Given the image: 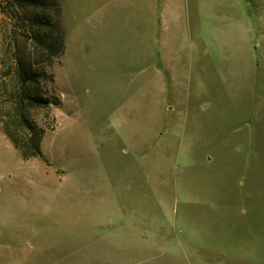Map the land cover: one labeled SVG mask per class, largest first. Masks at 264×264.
Segmentation results:
<instances>
[{
    "label": "rangeland",
    "instance_id": "374dc122",
    "mask_svg": "<svg viewBox=\"0 0 264 264\" xmlns=\"http://www.w3.org/2000/svg\"><path fill=\"white\" fill-rule=\"evenodd\" d=\"M11 1L0 0V52L42 61L57 82L41 85L60 104L30 110L44 129L43 157L23 159L0 130V264H264V0H187L189 28L204 38L202 68L187 85L156 89L165 100L155 132L147 118L134 131L107 125L134 92L130 70L73 69L66 57L53 68L59 54L29 38L44 12L8 17ZM58 2L64 33L53 36L74 48L78 21L70 0ZM99 40L101 51L112 46ZM163 104L175 109L162 113ZM213 130L214 145L204 141ZM213 168L229 173L217 182L229 193L197 196L196 173Z\"/></svg>",
    "mask_w": 264,
    "mask_h": 264
},
{
    "label": "crops",
    "instance_id": "0c3cea01",
    "mask_svg": "<svg viewBox=\"0 0 264 264\" xmlns=\"http://www.w3.org/2000/svg\"><path fill=\"white\" fill-rule=\"evenodd\" d=\"M68 13L78 21L73 42L71 40L74 48L73 44L69 48L64 44L53 68L61 64V57H66L73 69L130 70L126 84L134 85V92L124 96L126 98H123L125 100L120 110L109 114L112 120L107 125L123 131L126 123L131 126L130 131H134L136 126L138 129L140 127V118H147L148 127L155 132L157 116H163L157 113V100L161 103L165 100L156 94V89L163 94L168 93V85H187L193 70L198 76V70L202 68L204 38L197 31L193 34L189 28L187 0H70ZM116 28H122L120 34ZM105 36L108 47L112 46L101 51L99 37L105 39ZM80 37H83L82 40H79ZM95 38L97 40L94 42ZM118 39L122 41L120 45L124 49L121 62L117 60ZM188 45L191 46L190 51ZM54 78L56 83L55 74ZM163 105L162 113H172L175 109L173 104ZM211 109L212 114L208 115L211 126H217L218 115L214 116L213 106ZM121 117L131 119L124 121ZM197 125L200 126L199 120ZM214 130L210 131L211 137L207 136L204 140L206 143L214 145L216 142ZM105 140L107 142V137ZM215 168L211 175L196 173L197 196L211 191L214 200L229 193L217 184L221 180L228 181L229 173L220 175ZM223 208L229 210L230 206L226 204Z\"/></svg>",
    "mask_w": 264,
    "mask_h": 264
},
{
    "label": "trees",
    "instance_id": "16d2710c",
    "mask_svg": "<svg viewBox=\"0 0 264 264\" xmlns=\"http://www.w3.org/2000/svg\"><path fill=\"white\" fill-rule=\"evenodd\" d=\"M9 7L8 12H5L8 17H19L18 10L27 8L42 10L45 17L38 15L33 18L29 38L39 48L46 50L49 58L62 52L63 45L58 44L53 36L55 29L61 31L60 39L64 33L60 24L61 8L58 0H12ZM49 12L57 16L55 24ZM35 26L38 28H33ZM40 63L42 61L37 58L27 59L18 50L0 52V130L23 159L43 157L41 141L44 129L31 118L30 110L47 107L51 103L60 104V100H52L41 85L46 79L54 82V76L38 67Z\"/></svg>",
    "mask_w": 264,
    "mask_h": 264
}]
</instances>
